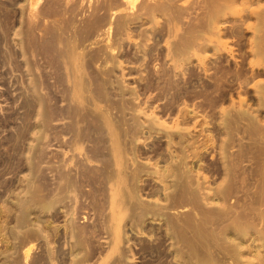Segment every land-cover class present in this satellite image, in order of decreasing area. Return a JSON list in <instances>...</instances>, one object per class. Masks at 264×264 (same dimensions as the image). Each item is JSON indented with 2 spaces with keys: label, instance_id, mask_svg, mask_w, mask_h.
<instances>
[{
  "label": "rangeland",
  "instance_id": "374dc122",
  "mask_svg": "<svg viewBox=\"0 0 264 264\" xmlns=\"http://www.w3.org/2000/svg\"><path fill=\"white\" fill-rule=\"evenodd\" d=\"M0 264H264V0H0Z\"/></svg>",
  "mask_w": 264,
  "mask_h": 264
},
{
  "label": "bare ground",
  "instance_id": "6f19581e",
  "mask_svg": "<svg viewBox=\"0 0 264 264\" xmlns=\"http://www.w3.org/2000/svg\"><path fill=\"white\" fill-rule=\"evenodd\" d=\"M31 3V2H30Z\"/></svg>",
  "mask_w": 264,
  "mask_h": 264
}]
</instances>
